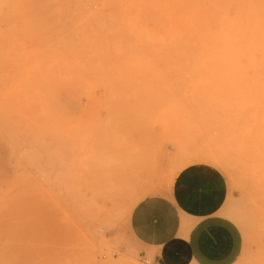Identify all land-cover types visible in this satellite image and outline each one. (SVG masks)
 Here are the masks:
<instances>
[{
	"label": "rangeland",
	"instance_id": "obj_1",
	"mask_svg": "<svg viewBox=\"0 0 264 264\" xmlns=\"http://www.w3.org/2000/svg\"><path fill=\"white\" fill-rule=\"evenodd\" d=\"M9 12L0 14V40L10 41L0 67V90L1 81L9 85L0 105L10 111L5 131L0 119V143L9 141L25 186L39 193L0 204V264H264V183L252 172L264 173V109L251 104L253 93L226 85L235 78L211 77L200 79L201 92L158 93L156 79L140 71L145 60H127L132 72L92 75L87 91L76 87L72 109L42 110L35 81L47 60L42 36L98 30L28 22L69 14ZM99 65L120 72L118 62ZM110 179L120 198L92 203L93 191ZM140 203L166 208L162 224L179 245L166 263L132 230Z\"/></svg>",
	"mask_w": 264,
	"mask_h": 264
},
{
	"label": "bare ground",
	"instance_id": "obj_2",
	"mask_svg": "<svg viewBox=\"0 0 264 264\" xmlns=\"http://www.w3.org/2000/svg\"><path fill=\"white\" fill-rule=\"evenodd\" d=\"M5 11L21 15L69 14L71 19H28V22L54 28L82 24L98 30L96 35L86 32L79 38L59 32L54 33L60 38L53 33L42 36L43 55L53 62V66H47L48 61H42L35 79L42 110L72 109L76 87L87 91L92 75L132 72L133 67H126L127 60H145L140 71L156 79L158 93L201 92L206 85L200 80L203 77L235 78L236 81L226 85L233 91L253 93L251 104L255 99V105L264 109V0H0V14ZM78 14L85 17L74 16ZM118 26L127 36L116 33ZM9 47L10 41L0 40V67L10 58ZM102 60L118 62L120 72L100 66ZM56 63L58 67L54 68ZM186 77L193 80H183ZM1 85L3 98L9 85L3 81ZM215 85L212 86L216 88ZM62 91L68 92L63 102ZM9 112V105L1 103L3 131ZM0 144V204L27 203L29 191L39 192L25 186L26 172L14 159L12 162L15 156L9 141ZM252 172L254 182L258 186L263 184L264 173L257 169ZM12 178L23 179L24 184L11 189L5 183ZM117 183L110 179L106 186L94 190L92 203L120 198ZM261 192L264 194V188ZM32 200L39 203L37 198ZM98 211L96 204L90 205L92 217Z\"/></svg>",
	"mask_w": 264,
	"mask_h": 264
},
{
	"label": "crops",
	"instance_id": "obj_3",
	"mask_svg": "<svg viewBox=\"0 0 264 264\" xmlns=\"http://www.w3.org/2000/svg\"><path fill=\"white\" fill-rule=\"evenodd\" d=\"M165 214L166 208L162 203H140L130 220L136 238L144 244L156 246V258L163 263L171 259L172 248L179 246L171 243L167 233L169 228L162 224Z\"/></svg>",
	"mask_w": 264,
	"mask_h": 264
}]
</instances>
